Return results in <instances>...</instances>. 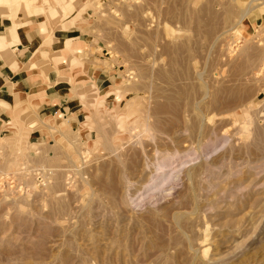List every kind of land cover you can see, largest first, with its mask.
Listing matches in <instances>:
<instances>
[{
  "label": "rangeland",
  "instance_id": "1",
  "mask_svg": "<svg viewBox=\"0 0 264 264\" xmlns=\"http://www.w3.org/2000/svg\"><path fill=\"white\" fill-rule=\"evenodd\" d=\"M75 5L123 80L81 91L64 137L28 143L30 113L0 127V264H264V22L243 25L264 0Z\"/></svg>",
  "mask_w": 264,
  "mask_h": 264
},
{
  "label": "crops",
  "instance_id": "2",
  "mask_svg": "<svg viewBox=\"0 0 264 264\" xmlns=\"http://www.w3.org/2000/svg\"><path fill=\"white\" fill-rule=\"evenodd\" d=\"M75 2L66 6L65 15L59 8L45 13L37 6L22 12L19 2L0 5V127L9 131L25 124L30 113L22 130L28 143L64 137L72 125L80 128L88 111L79 93L89 87L104 92L123 80V70L102 64L97 52L90 53L93 14ZM263 22L261 7L253 8L243 25L251 30ZM85 101L92 105L90 98ZM31 121L37 128L28 129Z\"/></svg>",
  "mask_w": 264,
  "mask_h": 264
},
{
  "label": "bare ground",
  "instance_id": "3",
  "mask_svg": "<svg viewBox=\"0 0 264 264\" xmlns=\"http://www.w3.org/2000/svg\"><path fill=\"white\" fill-rule=\"evenodd\" d=\"M22 2H25V6L23 7L22 6V12H24L27 8L28 10H31V7H28L29 4L33 3L31 1L33 0H20ZM64 2V0H61V2ZM67 1V0H66ZM75 1V0H73ZM11 3H15L13 0H0V5L2 4H11ZM27 3V5H26ZM62 4V3H61ZM26 7V8H25ZM43 10V12L46 13V10L45 8H41V11ZM21 11V10H20ZM61 11V9H60ZM62 12L63 14H66L67 13V9H66V6L63 4L62 6ZM20 13V12H19ZM7 107L10 108V105H7ZM22 110V109H20ZM48 124H53V123H50L48 122ZM166 161H162L160 162L156 168H155V174H154V178L153 179H150V182H148L146 184V187H149L150 188H156V187H159L161 184H163L165 181H168L173 175L172 173H170V169H171V166H172V160L174 159V156H172L171 154H169L167 157H166ZM166 167H168V169L166 170ZM170 167V168H169ZM160 179V180H159Z\"/></svg>",
  "mask_w": 264,
  "mask_h": 264
},
{
  "label": "built area",
  "instance_id": "4",
  "mask_svg": "<svg viewBox=\"0 0 264 264\" xmlns=\"http://www.w3.org/2000/svg\"><path fill=\"white\" fill-rule=\"evenodd\" d=\"M39 174H41V172L38 171Z\"/></svg>",
  "mask_w": 264,
  "mask_h": 264
}]
</instances>
